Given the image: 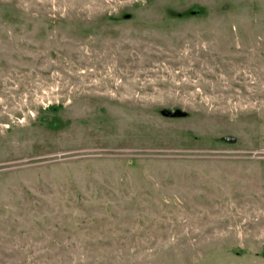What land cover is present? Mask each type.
I'll list each match as a JSON object with an SVG mask.
<instances>
[{"label":"rangeland","instance_id":"1","mask_svg":"<svg viewBox=\"0 0 264 264\" xmlns=\"http://www.w3.org/2000/svg\"><path fill=\"white\" fill-rule=\"evenodd\" d=\"M0 264H264V0H0Z\"/></svg>","mask_w":264,"mask_h":264},{"label":"water","instance_id":"2","mask_svg":"<svg viewBox=\"0 0 264 264\" xmlns=\"http://www.w3.org/2000/svg\"><path fill=\"white\" fill-rule=\"evenodd\" d=\"M161 114H162L164 117H165V116H167V117H179V116L183 117V116L186 115V112H184V111H182V110H177V111L171 112V111H169V110L164 109V110L161 112ZM224 140H225V141H228V142H230V143H235V142H236V139H235L234 137H231V136H225V137H224Z\"/></svg>","mask_w":264,"mask_h":264}]
</instances>
